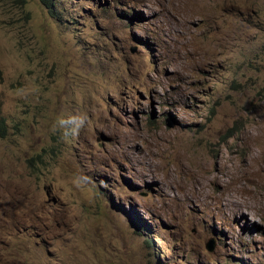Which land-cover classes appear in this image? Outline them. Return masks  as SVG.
I'll use <instances>...</instances> for the list:
<instances>
[{
	"label": "rangeland",
	"instance_id": "374dc122",
	"mask_svg": "<svg viewBox=\"0 0 264 264\" xmlns=\"http://www.w3.org/2000/svg\"><path fill=\"white\" fill-rule=\"evenodd\" d=\"M52 4L0 0V264H264L228 201L264 183V0Z\"/></svg>",
	"mask_w": 264,
	"mask_h": 264
},
{
	"label": "bare ground",
	"instance_id": "6f19581e",
	"mask_svg": "<svg viewBox=\"0 0 264 264\" xmlns=\"http://www.w3.org/2000/svg\"><path fill=\"white\" fill-rule=\"evenodd\" d=\"M231 176L234 180V190L228 195V201L233 207L234 211L241 207H247L248 202L255 204L264 213V194L253 193L249 197L243 196V190L250 183H257V185L264 186V183L260 180L258 172L262 171L261 166L254 163L250 168L243 166L242 168L231 169ZM252 193V192H251ZM250 195V194H249ZM250 207V206H249ZM254 213V212H253ZM262 216V215H261Z\"/></svg>",
	"mask_w": 264,
	"mask_h": 264
},
{
	"label": "clouds",
	"instance_id": "9594fccd",
	"mask_svg": "<svg viewBox=\"0 0 264 264\" xmlns=\"http://www.w3.org/2000/svg\"><path fill=\"white\" fill-rule=\"evenodd\" d=\"M57 123H58L59 126L66 128L65 134H68V132H71L72 134H75L76 131H78L82 121H79L76 118H71V119H59L57 121Z\"/></svg>",
	"mask_w": 264,
	"mask_h": 264
},
{
	"label": "trees",
	"instance_id": "16d2710c",
	"mask_svg": "<svg viewBox=\"0 0 264 264\" xmlns=\"http://www.w3.org/2000/svg\"><path fill=\"white\" fill-rule=\"evenodd\" d=\"M21 2H24V0H20ZM53 0H41L42 4L47 8V9H52L53 8V4H52ZM51 12V10H49ZM2 127V125L0 124V128Z\"/></svg>",
	"mask_w": 264,
	"mask_h": 264
},
{
	"label": "water",
	"instance_id": "95a60500",
	"mask_svg": "<svg viewBox=\"0 0 264 264\" xmlns=\"http://www.w3.org/2000/svg\"><path fill=\"white\" fill-rule=\"evenodd\" d=\"M206 248H207L208 250H212V249H213V243L207 245Z\"/></svg>",
	"mask_w": 264,
	"mask_h": 264
}]
</instances>
